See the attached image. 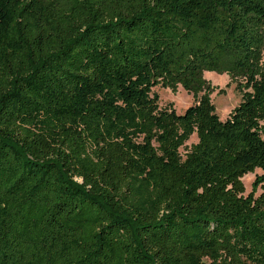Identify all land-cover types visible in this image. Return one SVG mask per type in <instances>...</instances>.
<instances>
[{"label": "trees", "instance_id": "obj_1", "mask_svg": "<svg viewBox=\"0 0 264 264\" xmlns=\"http://www.w3.org/2000/svg\"><path fill=\"white\" fill-rule=\"evenodd\" d=\"M0 264H264V0H0Z\"/></svg>", "mask_w": 264, "mask_h": 264}, {"label": "rangeland", "instance_id": "obj_2", "mask_svg": "<svg viewBox=\"0 0 264 264\" xmlns=\"http://www.w3.org/2000/svg\"><path fill=\"white\" fill-rule=\"evenodd\" d=\"M203 77L215 88V91L210 95V99L215 107L216 115L220 120L224 121L231 110L240 102L241 95L236 91L235 85L230 83L229 78L225 74L218 75L214 72H205ZM219 90H223V94L219 95ZM152 91L157 93L159 97V106L161 108L172 105L173 109L178 114H182L187 107L193 104V97L180 87H178L174 93L169 89L161 87H154ZM196 141L197 139L195 135H193L186 145L190 146L196 143ZM180 152L183 153L184 150H180ZM262 173V170L256 169L253 173L247 174L241 178V182L245 189L244 195H247L251 191L255 176ZM258 193L259 191H257V194Z\"/></svg>", "mask_w": 264, "mask_h": 264}]
</instances>
